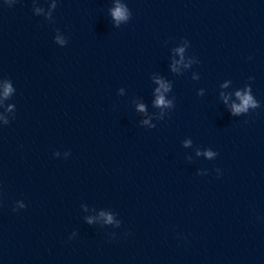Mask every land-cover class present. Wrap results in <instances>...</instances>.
Wrapping results in <instances>:
<instances>
[{"label": "water", "instance_id": "obj_1", "mask_svg": "<svg viewBox=\"0 0 264 264\" xmlns=\"http://www.w3.org/2000/svg\"><path fill=\"white\" fill-rule=\"evenodd\" d=\"M0 264H264V0H0Z\"/></svg>", "mask_w": 264, "mask_h": 264}, {"label": "clouds", "instance_id": "obj_2", "mask_svg": "<svg viewBox=\"0 0 264 264\" xmlns=\"http://www.w3.org/2000/svg\"><path fill=\"white\" fill-rule=\"evenodd\" d=\"M114 15L116 16V17H120V16H122V12L119 10V9H117L116 10V12L114 13ZM159 103H163V100H162V98H161V100L160 101H158ZM245 103H247V101H245ZM237 110H239V109H237Z\"/></svg>", "mask_w": 264, "mask_h": 264}]
</instances>
